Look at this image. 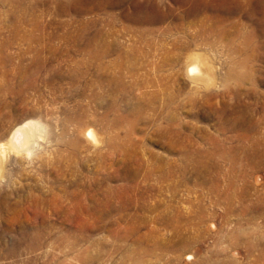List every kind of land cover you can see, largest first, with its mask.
Here are the masks:
<instances>
[{
	"label": "rangeland",
	"instance_id": "374dc122",
	"mask_svg": "<svg viewBox=\"0 0 264 264\" xmlns=\"http://www.w3.org/2000/svg\"><path fill=\"white\" fill-rule=\"evenodd\" d=\"M0 161V264H264V0H0Z\"/></svg>",
	"mask_w": 264,
	"mask_h": 264
},
{
	"label": "bare ground",
	"instance_id": "6f19581e",
	"mask_svg": "<svg viewBox=\"0 0 264 264\" xmlns=\"http://www.w3.org/2000/svg\"><path fill=\"white\" fill-rule=\"evenodd\" d=\"M101 50V49H100ZM107 53V51L105 50V51H103V52H101L100 53V56H102L103 54L105 55ZM128 54V53H127ZM96 55H99V54H96ZM209 72V70L208 69H205L204 68V66L201 64V62L200 61H196V62H194L192 65H190V67H189V69H188V75L193 79V81H200L201 80V78L203 77V76H205V74L206 73H208ZM39 127V126H38ZM38 127H36V125H34V124H31V125H27V126H23V127H21V128H19V130H17V132H16V135H15V138H16V140L18 141V144L17 145H19V147L21 146V147H23L24 148V146H28L29 145V143H30V141H31V138H32V136H33V133L35 132V131H37L38 130ZM88 135H89V137H91V138H93V139H97L96 138V136L94 135V133L92 132V131H88ZM13 141V140H12ZM11 141V142H12ZM17 143V142H16ZM259 143V142H258ZM12 145V144H11ZM11 145H10V147H11ZM249 145V144H248ZM246 145V146H244V145H242V149L244 150V149H253L257 144H256V142H254V143H252V145ZM259 145H261V144H259ZM258 147V146H257ZM5 148V147H4ZM8 148V147H7ZM2 149V148H1ZM24 149H26V148H24ZM8 150V149H7ZM15 150V149H14ZM28 150V149H27ZM10 151H12V150H10ZM25 151V150H24ZM32 151V150H31ZM245 151V150H244ZM259 151V150H258ZM257 151V152H258ZM2 152V151H1ZM247 152V151H246ZM4 153H6V151L4 152ZM8 154V153H7ZM4 156V155H3ZM252 157V156H251ZM4 158V157H3ZM2 159V158H1ZM2 165H1V161H0V171H1V169H2V167H1ZM3 172H1V174H2ZM36 231V230H35ZM40 232V231H39ZM1 233H3V232H1ZM36 234V233H35ZM39 234V233H38ZM258 234V233H257ZM1 235V234H0ZM34 236V235H33ZM37 237V236H36ZM259 237V236H258ZM1 238V237H0ZM24 238V237H23ZM261 238V237H260ZM4 239V238H3ZM258 239V238H257ZM36 240V239H35ZM2 241V240H1ZM4 241V240H3ZM45 244V243H44ZM49 244V243H48ZM3 246V245H2ZM41 246V245H40ZM50 246V245H49ZM42 248V247H41ZM46 248V247H45ZM60 248H61V246H60ZM37 249H38V246L37 245H35V244H33V243H30L28 246H26L25 245V247L23 248V249H21V252L23 251L24 253H26V254H32V253H34V252H36L37 251ZM50 249V248H49ZM53 250V249H52ZM48 251V250H47ZM41 252V251H40ZM39 252V253H40ZM52 252V251H51ZM14 253L15 254H18L17 253V250L16 251H14ZM8 254V253H7ZM67 254V253H66ZM58 255V254H57ZM23 256V255H22ZM30 256V255H29ZM35 256V255H34ZM39 256H40V254H39ZM54 256V255H53ZM56 256V255H55ZM59 256H61V254L59 255ZM33 257V256H32ZM58 258H60V257H58ZM45 259V258H44ZM52 260H53V258H52ZM262 260V259H261ZM57 262H55V263H52V262H49V261H45L46 263L45 264H65V262L64 261H62L61 259H57L56 260ZM67 261V260H66ZM33 262V261H32ZM79 262V261H78ZM25 264H27V263H25ZM67 264V263H66Z\"/></svg>",
	"mask_w": 264,
	"mask_h": 264
}]
</instances>
